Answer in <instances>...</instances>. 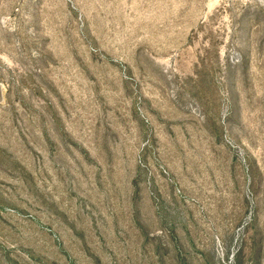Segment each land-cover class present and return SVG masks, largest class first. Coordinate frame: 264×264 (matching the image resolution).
Wrapping results in <instances>:
<instances>
[{
	"label": "rangeland",
	"instance_id": "1",
	"mask_svg": "<svg viewBox=\"0 0 264 264\" xmlns=\"http://www.w3.org/2000/svg\"><path fill=\"white\" fill-rule=\"evenodd\" d=\"M0 264H264V0H0Z\"/></svg>",
	"mask_w": 264,
	"mask_h": 264
}]
</instances>
